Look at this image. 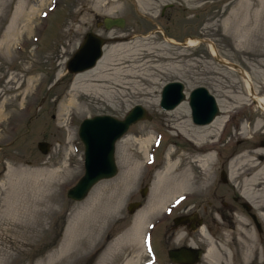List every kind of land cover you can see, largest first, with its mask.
<instances>
[{"label": "rangeland", "instance_id": "rangeland-1", "mask_svg": "<svg viewBox=\"0 0 264 264\" xmlns=\"http://www.w3.org/2000/svg\"><path fill=\"white\" fill-rule=\"evenodd\" d=\"M103 1L107 0H0V211L15 196L13 192L19 185L17 176L24 171L36 173L39 170L36 176L42 178L43 197L54 199L39 231H30L29 217H21L17 223L0 213V247L15 257L13 264L46 261L61 246L71 245L73 239L77 244L84 223H92L98 218L92 225L99 227V217L105 214L109 216L95 234L97 239L85 255L81 256L79 252L72 264H97L107 247L116 240L119 243L116 264L131 255L137 257V264H146L148 255L141 245L143 228L147 222L162 220L164 216H158L163 207L148 201L152 174L162 163L167 149L178 154L191 148L192 145L176 136L172 126L179 122L176 121L179 113L182 112L185 118L182 109L176 110L178 104L185 102L189 111V90L203 86L230 109L222 112L218 107L215 115L225 116V122L214 131L213 140L217 143L210 185L202 191L198 186L190 188V194L185 197V200H191L189 203L198 204L199 214L195 219L206 223L211 230V236L205 237L199 228L194 234L196 241L205 252L207 241L213 239L219 253L215 264H244L241 257L246 253H249L248 260H253L251 264H264V242L259 245L252 237L251 219L233 200V197L241 198L238 185L233 187L228 178L229 163L238 155L248 153L256 163L264 159L254 156L257 149L264 148V127L259 131L254 128L260 119L264 123V113L252 101L244 99L247 96L242 76L227 65L246 72L257 95L264 97V14L261 8L251 4V0H111L107 3L108 12L103 7L95 9V4H103ZM32 8L36 11L29 24L15 22L19 9L30 14ZM103 16L121 17L124 25L104 29L101 25ZM85 32L106 39L104 49L119 41L145 42L147 48H154L155 55L169 57L171 61L153 59L154 62H150L147 56L146 70L140 72L144 73L142 78H134L132 84L122 88H115L112 81L106 83L115 89V96L110 100L103 95L94 97L92 92H83L81 86L71 91L73 74L65 70L64 62ZM165 38L175 43H169ZM187 39L199 41L188 46L184 44ZM207 42L213 45L217 57L211 55ZM124 55L125 52H119L116 58H124ZM111 66L101 71L108 73ZM173 80L182 83L184 99L171 109H161V87ZM72 96L77 97L78 107L63 111ZM240 98L245 102L242 103ZM135 104L146 111L149 119L131 124L115 143L116 175L98 181L82 200L68 199L66 189L83 171L82 145L77 137L79 122L96 114L122 118ZM147 134L155 135L159 141L148 148L153 160L145 163L146 153L140 152V142ZM41 141L48 144L45 153L36 147ZM136 161L139 171L135 181L121 193L119 205L113 208L116 192L121 188V174L125 167ZM221 172L225 175L224 181L220 179ZM195 174L194 181L197 182L199 175ZM237 183L240 184V180ZM144 184L145 196L140 198L139 190ZM132 199L142 204L133 214H128L126 204ZM223 201L236 205L238 211L222 210ZM212 208L221 210L230 220L222 223ZM179 209L182 213L185 210ZM139 213L144 216L143 222L133 235V224ZM239 219L243 227L239 237L241 247L235 242L234 234L230 235V240L224 234L233 231L235 221L239 222ZM262 224L264 238V222ZM77 233L80 236L74 238ZM155 243L162 249L165 239L159 240L158 236ZM17 248L21 250L19 255H16ZM202 256L197 264L205 262Z\"/></svg>", "mask_w": 264, "mask_h": 264}, {"label": "bare ground", "instance_id": "bare-ground-1", "mask_svg": "<svg viewBox=\"0 0 264 264\" xmlns=\"http://www.w3.org/2000/svg\"><path fill=\"white\" fill-rule=\"evenodd\" d=\"M110 1L111 0L103 1V4H100L99 2L98 4H95L94 7L95 9L103 7L102 9L108 12L110 9L107 3H109ZM252 3L259 6L262 13L264 14V0H251V4ZM32 10L33 12L29 14L25 13L24 9H19V16L15 22L22 21L25 24H29L32 15L36 11L35 8H32ZM145 37L146 36L142 37V39L144 40ZM165 41L169 43H175L173 40L167 38H165ZM198 41V39H187L184 44L192 46L195 45ZM207 44L211 55L217 56V52L213 45L210 42H207ZM92 48V43L87 42L81 58H83L86 53H90L92 51ZM119 52H125L124 58H116ZM147 56L150 59L148 60L150 62L153 61V59L157 61H171L169 57L155 55L154 48H147L145 42L140 43L139 41H135L134 43H132L130 40H126L119 41L118 43L112 44L105 49L103 47L99 59L96 61L93 67L89 68L90 70L86 69L81 71L83 73L77 72L72 75L73 78L71 83V91H76V89L81 86L80 88L83 92H92L95 94L94 97L103 95L105 99L110 100L115 96V89L108 87L106 83H108V81H112L115 88H122L121 86L132 84L130 82L134 78H142L141 75H143L144 73L140 72H144L146 70ZM110 64H112V66L109 68L110 72L104 73L101 71L103 68L108 67ZM227 65L233 67L232 69H235L238 74L242 76L247 96L244 99L248 100L249 102L252 101L254 106L258 108L263 114L264 97L257 95V90L252 87L249 75L246 72H243L237 66H232L229 63H227ZM137 73L140 74L138 75ZM89 77L95 78L92 80H88ZM172 90H168L165 93L166 99H169V96L171 94L173 95L174 92ZM243 97L244 96H242V98ZM242 98H240V101L242 100L241 102L243 103L244 99ZM196 99L197 96L194 97L195 102L197 101ZM215 100L217 106L222 112L230 109V106H227L226 104L222 105V103H220L216 98ZM180 103L178 104L179 106L176 110L178 111V109H182L185 118L182 117V112L179 113L176 119V121L179 122H177L174 127L172 126V128L176 130L177 137H181L192 146L189 149L187 148V150L179 151L178 154L176 152H173L170 148L167 149L165 152L166 156L163 158L162 163L157 169H154L152 174V181L150 183V194L148 197V201L153 205H158L159 207H164V205L169 201L185 195H189L190 193L188 192H191L189 190L190 188L198 186V190L202 191L203 188L210 185L211 171L213 169V165L215 164L214 151L217 143L215 140H213L215 139L214 131H218L225 122V116L217 115L218 117L215 116L208 123L194 125V123H192L190 120V115L189 111H187L186 103ZM78 105L79 104L77 97L72 96L63 106V111L67 108H77ZM199 108V113L202 116L205 113V108ZM109 124L110 123L107 121L100 120L99 122H97V124L94 125L97 134H93L91 139L88 140V152L92 159L90 160V162H88V157L87 159L86 157L84 159V165H87L88 171H92V169L95 168L104 170L106 167L105 163L107 161V154L111 146V143H109V141L114 135L112 134V132L114 131L113 127L118 126V124ZM262 127H264V123L262 119H260L255 124L254 128L259 131ZM244 129L245 128L243 127V130ZM145 137L146 138L142 139V141L140 142V152L142 153V155H144L145 153L147 154L148 148L153 140L152 134H147V136ZM254 153V156L258 155V159H260L261 156L262 158H264V148H259ZM254 161L255 159H250V155L248 153H242L241 155H238L229 163L228 178L230 184L233 187H236V184L238 185L237 188H239L238 193L240 194V197L243 200L251 203V205L256 209L258 213L257 216L259 217V219L264 222V159H262L263 162L259 163H256ZM240 163H242V165H240ZM124 169L125 171L122 172L120 178L121 188L119 192H116L115 196L117 199L113 208H117V205H119L121 193L135 181V177L139 171V162H133ZM37 171L39 172V170H36V173H33L31 171H24L18 175L19 177L17 176L19 182V185L16 188L17 192L15 189V192H13V194H15L13 199L8 202V204H5L3 209L0 211L3 216L6 215L8 217H11L17 223L19 218L23 217L24 219L26 217H29L30 221L32 222V227H29L31 232L32 229H34L35 231L40 230L43 218L50 213L49 208L51 204L54 203L53 198L45 199L46 197H43L44 192L42 178L36 176V174H38ZM51 171H48L49 174H53V172ZM196 172L199 175L198 177H196L197 182H195L196 180L194 181ZM238 180H240V184L237 183ZM258 196L261 199L260 201H258ZM43 203H45L44 206ZM108 216L109 215L104 214L103 216L101 215V217H99V227H94L92 225L97 222L98 218L92 223H84L85 225H83V233H81V238L78 239L79 241L77 242V244L74 243L75 239H73L71 245H68L64 248L61 246L60 249L54 251L53 256H48L46 261H38L35 264H72L73 261L77 259L79 252V254L83 256L87 252L86 250H88V248L92 246L93 242L97 239L96 235L100 230L101 224L105 223V221L108 219ZM143 217L144 216L141 213H139L137 217H135V221L133 224V235H136L135 232H137L136 230L139 229V225H141V223L143 222L141 220ZM235 224V229L233 231L225 233V236L234 234L235 242L239 247H241V239L239 237L242 233L243 227L240 219L239 222L235 221ZM199 232L201 233V235L206 237L205 232L202 228L201 230H199ZM78 236L80 235L77 233L74 238ZM212 240L213 239H209V241H207L208 243L205 247L206 251L202 256V258L205 260L203 264H215V262H218L217 260H215V258L218 257L219 253L216 249V245H214V241ZM118 244V240L112 242L102 254L97 264H116L119 261V255L117 253V250L119 248ZM15 250L17 253L16 255H19V253H21L20 248H17ZM187 257L191 258L189 256ZM248 257L249 253L243 254V256L241 257V262L244 264H249ZM14 259L15 257L12 256L9 250L0 247V264H13ZM120 264H137V257L134 255L127 256L122 259Z\"/></svg>", "mask_w": 264, "mask_h": 264}, {"label": "water", "instance_id": "water-1", "mask_svg": "<svg viewBox=\"0 0 264 264\" xmlns=\"http://www.w3.org/2000/svg\"><path fill=\"white\" fill-rule=\"evenodd\" d=\"M101 25L104 29H109L112 27H123L124 20L121 17H109V16H103L101 19ZM107 40L98 36L97 34L93 32H85L82 36V40L78 47L72 52L71 56L68 58V60L65 63V69L68 73H76L83 71L87 68L92 67L95 62L99 59L101 55V48L103 44ZM87 42L92 43V51L90 53H86V55L81 58L83 55V51L85 48V45ZM81 58V59H80ZM172 87V89H171ZM183 85L179 81H172L166 83L162 90H161V97H160V107L163 109H171L174 106H176L183 98V92H182ZM172 90L174 93L169 96V99H166L165 93L167 91ZM171 91V92H172ZM197 96V101H194V97ZM188 105L191 112V119L196 124H205L211 121L214 116L218 112V107L215 101V98L202 86H198L193 88L189 94H188ZM207 105V106H206ZM199 107L205 108V113L201 116L199 113ZM143 119H149V116L146 114V111L138 104L133 105L127 113L123 116V118L118 119L111 115L107 114H101V115H93L90 118H83L77 129V136L80 140V142L83 145V173L78 178V180L75 182L74 185L69 187L66 190V197L73 201H80L84 199V197L87 195L89 190L92 188V186L98 182L101 179H107L111 178L116 173V167L114 164V157H113V151H114V142L116 139H118L122 134H124L127 130V128ZM100 120L107 121L110 124L109 125H117L114 128V131L112 134H114L109 143H111L110 149L108 150L107 154V161H106V167L104 170H101L99 168H95L91 170H87V165H84V159L88 157V162L92 159V157L89 155L88 152V140L91 139L93 134H97V131L95 130L94 125L97 124ZM264 145V143H262ZM47 143L44 141L38 142L36 144V147L38 150L42 153H45L47 150ZM88 172V173H87ZM220 179L221 181L225 180V175L223 172L220 173ZM146 188L143 187L139 191L140 198H143L145 195ZM140 206V202L133 201L128 203L127 205V212L130 214L134 212L135 209H137ZM183 221V218H176L174 219V222L176 224L181 223ZM197 251L192 257L190 258L189 262H192L193 260L197 259Z\"/></svg>", "mask_w": 264, "mask_h": 264}, {"label": "flooded vegetation", "instance_id": "flooded-vegetation-1", "mask_svg": "<svg viewBox=\"0 0 264 264\" xmlns=\"http://www.w3.org/2000/svg\"><path fill=\"white\" fill-rule=\"evenodd\" d=\"M143 187L146 188V184H144ZM233 198L235 204H237L241 208L242 212H244L251 219L254 227V235L251 233L252 237L257 239L259 245H262V243L264 242V238H262L263 224L257 216L258 213L256 209L251 205L250 202H247L242 198ZM190 201L191 200L184 199L172 203L165 212L158 215L161 216L163 214L164 219L160 217L162 218V220L155 219L148 223L150 224V226L146 233V238L147 244L149 245L150 249L148 248L147 253L151 258L152 263L197 264V262H199L200 257L204 253V247L200 246V244L196 241V237L194 234H197L199 228H202L206 236H211V230L208 226H206V223H204L203 221L199 222V220L195 219L199 214V212L197 213V209L199 206L198 204L189 203ZM222 206L224 207L222 210L226 209L229 212H232V209H235V211L238 209L236 205H230V203L227 204L224 201L222 202ZM180 207H183L185 209L183 213L182 211H180ZM212 209L214 210V208ZM214 211H216V214H219L218 217H221L220 219L222 220L220 221L222 223L226 224L230 220H228L227 215L223 214L224 212H220L221 210ZM202 213H204V211H202ZM222 215H224L223 218L225 219L222 218ZM176 218H183L180 226L174 222V219ZM213 222L216 223L215 220ZM200 223L202 224L200 225ZM181 228L184 229L182 230ZM158 233L159 235H157ZM158 236L159 240H161V237L165 239V246H163L162 249H160V247H157L155 243V241L158 239ZM230 239L231 236L229 235V240ZM196 251L198 254L197 259L189 262L190 258H188L187 256L192 257V255H194ZM262 251L264 256V250L262 249ZM258 253L260 255L259 250ZM252 261L253 260H251L250 258L249 264H251Z\"/></svg>", "mask_w": 264, "mask_h": 264}]
</instances>
